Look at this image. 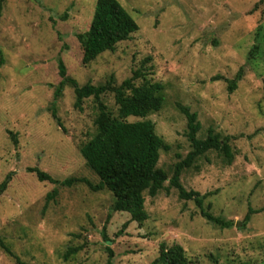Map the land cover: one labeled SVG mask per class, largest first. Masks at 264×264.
<instances>
[{
	"label": "rangeland",
	"instance_id": "374dc122",
	"mask_svg": "<svg viewBox=\"0 0 264 264\" xmlns=\"http://www.w3.org/2000/svg\"><path fill=\"white\" fill-rule=\"evenodd\" d=\"M95 1L4 0L0 183L11 176L0 195V239L23 264H150L162 244L181 246L189 264H264V0H118L139 30L84 65L76 36L88 30ZM257 43L259 52L249 58ZM58 60L79 86L111 79L119 86L135 71L141 75L135 87L163 85V107L145 120L169 147L160 151L157 164L168 181L155 197L144 194V223L113 212L106 189L39 182L27 171L99 183L80 148L96 133L98 103L112 117L118 107L108 93L75 109L68 83L54 101ZM240 69L241 79L229 93L228 81ZM177 105L197 115L199 138L208 128L229 138L230 165L208 152L183 170L180 183L205 196L204 210L232 221L230 228L207 222L194 202L180 200L169 186L175 165L192 150ZM248 207L254 213L241 228ZM78 246L82 251L64 261L67 248ZM0 264L17 263L0 248Z\"/></svg>",
	"mask_w": 264,
	"mask_h": 264
},
{
	"label": "trees",
	"instance_id": "16d2710c",
	"mask_svg": "<svg viewBox=\"0 0 264 264\" xmlns=\"http://www.w3.org/2000/svg\"><path fill=\"white\" fill-rule=\"evenodd\" d=\"M4 0H0V15ZM139 30L138 25L120 4L118 0H96L94 12L88 30L76 36L82 49V64L87 65L105 52H113L115 46L130 39ZM259 52L258 43L253 46L249 58ZM240 69L234 79L228 81V91L232 93L241 79ZM58 75L61 81L54 91V101L61 95L62 87L68 83L75 95L74 108L81 110L83 100L99 98L105 94H113L115 105L118 107L117 117H112L102 103H98V115L94 120L95 135L80 148V154L87 167L98 177L99 183L92 185L83 178H70L63 181L53 179L49 174L38 168H28L34 173L39 182H49L53 185L71 187L76 183L85 184L91 191L106 189L114 199L113 212L126 213L131 222L144 223L148 215L144 209V194L155 197L162 189L168 176L165 171L157 167L161 150L169 147L155 133L154 124L145 120L149 114L157 113L164 104L163 85L159 83H144L135 87L133 82L141 75L133 72L131 78L123 81L119 86L109 82L100 86L86 84L79 86L77 82L66 76V69L58 60ZM218 79V78H215ZM177 109L186 120V138L191 145V152L180 163L175 165L173 175L169 179V186L175 189L182 201H192L199 209L201 217L207 222L220 228H230L232 221H224L204 210L203 200L198 192L186 191L180 183L183 170L190 168L195 161L208 152L218 153L226 164L234 160V153L228 137H222L212 128H208L206 137H198L201 125L197 115L191 113L188 107L177 105ZM130 117L142 119L128 122ZM55 119V114L53 113ZM58 122V121H57ZM59 123V122H58ZM11 174L0 183V195L6 190ZM51 199L46 197V204ZM45 204V205H46ZM253 210L248 207L247 213L239 223L244 228L250 221ZM0 248L14 257L17 264H23L18 257L13 256L10 249L0 239ZM83 246L68 247L63 254L67 261L71 256L82 251ZM112 255L109 252L110 263ZM189 260L179 245L166 247L160 245L158 256L150 264H189Z\"/></svg>",
	"mask_w": 264,
	"mask_h": 264
}]
</instances>
